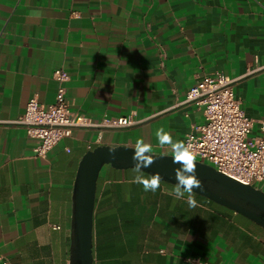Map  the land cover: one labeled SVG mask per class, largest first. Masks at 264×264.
I'll list each match as a JSON object with an SVG mask.
<instances>
[{
  "label": "crops",
  "instance_id": "obj_1",
  "mask_svg": "<svg viewBox=\"0 0 264 264\" xmlns=\"http://www.w3.org/2000/svg\"><path fill=\"white\" fill-rule=\"evenodd\" d=\"M63 69L70 110L98 124L46 155L14 122L26 103L54 102ZM234 80L259 134L264 121V0H0V264H69L72 189L82 156L100 145L172 156L156 131L184 141L202 112L185 103L202 77ZM132 169L102 167L93 210V264H264V229L160 183L145 192ZM146 177H150L144 174Z\"/></svg>",
  "mask_w": 264,
  "mask_h": 264
},
{
  "label": "built area",
  "instance_id": "obj_2",
  "mask_svg": "<svg viewBox=\"0 0 264 264\" xmlns=\"http://www.w3.org/2000/svg\"><path fill=\"white\" fill-rule=\"evenodd\" d=\"M57 84L54 102L40 104L30 99L23 114L14 122L33 141L36 158H45L61 140L75 129L126 128L134 125L131 116L102 117L98 124L70 110L65 83L68 75L56 69L52 75ZM234 80L222 73L202 77L186 93L185 103L194 104L202 112L203 122L191 127L184 143L195 155V161L264 191V121L259 134H252L253 121L247 118L234 96Z\"/></svg>",
  "mask_w": 264,
  "mask_h": 264
},
{
  "label": "water",
  "instance_id": "obj_3",
  "mask_svg": "<svg viewBox=\"0 0 264 264\" xmlns=\"http://www.w3.org/2000/svg\"><path fill=\"white\" fill-rule=\"evenodd\" d=\"M129 146L100 145L87 151L81 158L72 189V215L69 236V264H93V210L97 179L102 167L109 165L116 170L132 169L134 154ZM111 152V154H110ZM150 155L155 163L142 169L144 174L159 173L161 182L175 186L172 156ZM114 157V158H113ZM196 177L203 190L193 193L230 210L264 229V191L216 171L210 165L195 161Z\"/></svg>",
  "mask_w": 264,
  "mask_h": 264
},
{
  "label": "clouds",
  "instance_id": "obj_4",
  "mask_svg": "<svg viewBox=\"0 0 264 264\" xmlns=\"http://www.w3.org/2000/svg\"><path fill=\"white\" fill-rule=\"evenodd\" d=\"M155 135L161 147L166 145L171 147L173 153L172 163L180 165L179 168L173 170L177 183L171 194L174 195L176 199H182L187 193V202L189 206L196 207V201L192 195L193 189L199 188L203 190V185L195 174V155L189 146L183 141L174 140L164 129H158ZM152 151V145L145 143L141 138L136 141L133 149L134 154L131 158L133 161L132 170L136 173L132 182L141 185L145 192H156L161 183V176L159 173H154L151 174L150 177H146L142 171V169L148 168L155 163V160L150 155ZM187 264H192V262L188 261ZM197 264H199V262H197Z\"/></svg>",
  "mask_w": 264,
  "mask_h": 264
}]
</instances>
